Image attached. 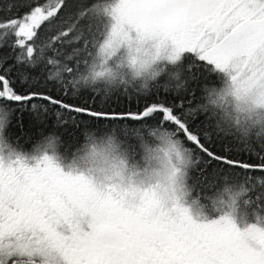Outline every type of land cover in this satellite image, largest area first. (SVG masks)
<instances>
[{
    "label": "snow or ice",
    "instance_id": "1",
    "mask_svg": "<svg viewBox=\"0 0 264 264\" xmlns=\"http://www.w3.org/2000/svg\"><path fill=\"white\" fill-rule=\"evenodd\" d=\"M122 28L166 37L175 66L141 86L133 41L121 40L125 59L111 39ZM106 125L135 133L157 164L145 176L175 179L195 165L193 189L226 174L255 189L264 178V0H0V152L17 157L0 155V264H264V227L151 222L56 163L86 129ZM137 125L151 130L148 142ZM87 139L72 166L114 172L116 142ZM26 148L52 156L32 164Z\"/></svg>",
    "mask_w": 264,
    "mask_h": 264
},
{
    "label": "clouds",
    "instance_id": "2",
    "mask_svg": "<svg viewBox=\"0 0 264 264\" xmlns=\"http://www.w3.org/2000/svg\"><path fill=\"white\" fill-rule=\"evenodd\" d=\"M106 24L109 26L107 31L110 34L112 24L110 18H106ZM123 37L133 41L131 55L135 57L137 66H142L144 69L143 74L137 77V82L141 86L145 77L150 76L151 72L162 75L169 67L175 66L169 59L175 46L166 37L122 28L120 33L112 36L111 39L114 46L118 45L117 52L125 59L128 58L129 49L126 43H121ZM103 42L101 40V44ZM95 53L99 55V48ZM111 59L109 57V60ZM158 79L159 75H157ZM152 83L154 81L149 79V85ZM124 127L106 125L103 129H86L83 132L85 139L81 141L79 148L67 156L59 152L56 163L66 172L88 177L91 187L101 197L117 199L126 211L142 214L151 222L161 218L167 223L177 225L188 219L197 223L228 220L242 229L252 226L264 227V186L261 185V180L264 178L252 181L256 186L253 189L242 175L226 174L207 182L201 181V186L193 189L190 181L195 165L175 179L164 173L159 176H145L144 170L148 168L151 171V168H156L157 164L153 161L151 167L149 166L135 133L129 132L125 136ZM127 127L131 129L133 126ZM135 127L140 129L139 136L145 137L144 142H148L151 130L146 129V126ZM88 136L95 137L98 142H106L109 139L116 142L118 151L112 154V162L116 165L114 172L105 173L103 170H95L91 164L83 161H78L72 166L74 155L88 143ZM261 138L264 139V136ZM0 155L6 160L17 158L10 154L8 148H4ZM44 155L52 156V153H35L32 149L23 152L24 158L32 164L42 159ZM134 165L138 166L140 175L133 176L132 182H128L127 170L132 169ZM256 195L261 196V201L255 199Z\"/></svg>",
    "mask_w": 264,
    "mask_h": 264
},
{
    "label": "trees",
    "instance_id": "3",
    "mask_svg": "<svg viewBox=\"0 0 264 264\" xmlns=\"http://www.w3.org/2000/svg\"><path fill=\"white\" fill-rule=\"evenodd\" d=\"M25 150H26V151H27V150H30V148H26Z\"/></svg>",
    "mask_w": 264,
    "mask_h": 264
}]
</instances>
